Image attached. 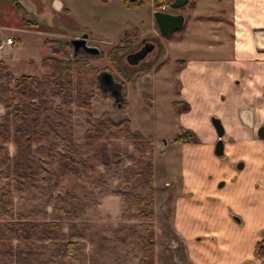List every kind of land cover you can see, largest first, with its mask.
Segmentation results:
<instances>
[{"label":"crops","instance_id":"obj_1","mask_svg":"<svg viewBox=\"0 0 264 264\" xmlns=\"http://www.w3.org/2000/svg\"><path fill=\"white\" fill-rule=\"evenodd\" d=\"M16 2L26 10L31 24H25ZM151 2L154 6L155 0ZM120 5L127 6L126 0ZM117 9L116 0H0V42L15 39L0 58L13 73L18 49L32 45L35 38L43 44L44 53L49 51L45 57L53 55L47 42L57 47L69 44L74 57L69 40L87 33L88 45L98 47L100 53L80 52L78 57L88 56L94 66L113 70V63L101 55H107L127 32L158 30L152 14L145 29L135 26L115 40L98 39L108 36L107 32H122ZM173 13L186 17L181 33L165 39L159 50L154 48L153 70L138 74L135 84L127 86L128 97L139 83L156 86L154 93L146 91L150 102L144 100L153 108L160 86L173 95L168 109L181 127L172 140L181 147L182 169L181 190L173 204L175 234L197 264H261L254 254L264 230V0H197L194 9ZM93 42L109 47L103 50ZM175 45L189 52L184 58H173L176 70L172 74L173 68L166 66ZM175 101L181 102V110L175 108ZM184 104L189 107L184 109ZM213 117L225 128L223 156L216 154L219 137ZM187 130L194 133L196 142L174 141ZM240 160L245 162L242 170L236 167Z\"/></svg>","mask_w":264,"mask_h":264},{"label":"trees","instance_id":"obj_2","mask_svg":"<svg viewBox=\"0 0 264 264\" xmlns=\"http://www.w3.org/2000/svg\"><path fill=\"white\" fill-rule=\"evenodd\" d=\"M142 1L126 0V4L131 7ZM172 1L155 0L154 9L171 11ZM17 5L25 24H31L27 20L26 10L20 3ZM196 5L197 0H189L181 9L191 10ZM133 34L138 36L139 30L127 32L125 38L113 46L107 55H101L108 58L124 75V79L117 77L122 83V110L129 105L127 83L134 85L138 74L154 68L152 64H145L132 73L125 69L123 55L129 56L138 45L137 39L132 37ZM172 34L165 37L170 39ZM48 44L53 55L41 61L42 65L50 70V73L43 77L15 76L6 61L0 58V107L5 110L0 114V180L4 181L0 188V218L7 220L0 222V264H40L38 259L22 256L11 237L19 241H48V250L52 257L48 264H62L60 258L68 259L71 264L79 262L86 256L89 246L101 251L107 248L109 239L105 235L97 238V231L93 234L87 232L88 224L81 222V227H78L76 223V220L87 216L86 201L74 192L55 195L61 178L66 174L72 172L83 177L97 169L96 163L91 162L89 157L79 154L81 147L92 149L95 160L106 168V174L100 177L101 180L108 182L113 176L121 178L116 189H105L100 191V194L122 195L125 217H136L143 222V235L126 226L109 229L119 242L118 246H125L118 250L124 254L123 260L119 259L118 251L113 250V264H130L131 255L137 259L138 264H155L153 140L144 137L138 130H133L132 121L128 116L116 120L110 112H104L100 117H95L92 113L93 97L100 88L98 75L103 69L92 65L88 56L73 57L69 44H61L59 47L53 42H47ZM85 67L94 73L87 80V84H84L81 78ZM56 99H59V102L56 103ZM54 103L57 104L56 107L53 106ZM180 103L174 102L177 110H181L178 106ZM184 105V109L189 107L188 104ZM73 107L86 110L87 128L82 144L74 141V127L70 122ZM51 111L55 114L54 118L51 114L46 115ZM121 136L131 139L133 150L115 143ZM45 137L53 138L51 149L43 145L41 149L50 151L57 144H61L68 151L54 160L56 169L54 167V170L48 171L49 175L42 176L34 167V145ZM102 139L104 141H101ZM174 141L196 142L197 139L192 131L187 130L175 136ZM10 144L16 147L14 155L10 153ZM49 155L53 158L52 154ZM127 160L132 163L126 165ZM31 188L39 189L47 195L49 201L60 204L59 207L55 206L59 212L56 219L38 221L37 219L49 215L45 208L34 207L28 213L15 212V193ZM15 216L16 220H13ZM64 224L68 227L66 233L63 230ZM122 231L138 239V243L133 245L127 236L120 237L119 233ZM97 240L99 243H96ZM255 254L258 257L264 255V240L258 242Z\"/></svg>","mask_w":264,"mask_h":264},{"label":"rangeland","instance_id":"obj_3","mask_svg":"<svg viewBox=\"0 0 264 264\" xmlns=\"http://www.w3.org/2000/svg\"><path fill=\"white\" fill-rule=\"evenodd\" d=\"M116 1L118 6V9L116 10V14L118 16V29H121L122 32H119L117 34L107 32L106 34L108 36L99 37L98 39L104 38L106 40H115V38H119L121 34L124 35L127 30L135 26H139L141 29H145L149 25V21L153 14V5L151 0H143L132 8H129L127 6H123L121 8V0ZM109 9L106 11L107 13H109ZM174 11H179V9H176ZM114 12L115 8L112 13L114 14ZM108 15L109 14H107V16ZM180 33L181 30L178 29L173 32L171 37L174 38ZM38 37L40 38V36ZM132 37L136 38L138 41V45L136 47L137 49L140 48L141 45L145 42L155 40L154 48L156 50H159V48L161 47L160 43H164L166 41L165 39H167V37L161 35L157 29L153 32L147 31L144 33H140L138 36L133 34ZM189 38L192 39V36H189ZM32 42H34L32 45L28 44L26 48H23L22 50L18 49L17 51V65L12 66V71L16 76L27 74L43 77L44 75L50 73V70L48 68L41 65V58L47 56L46 54H48L49 51L44 53L45 48L43 44H39L40 41L38 38H35ZM93 44L98 45L103 50L109 47L108 44H103L101 42H93ZM154 48L147 55L145 59L147 61H144L137 65L128 60V55H123V63L126 67L125 69L127 70V72L132 73L147 62H149L150 64L153 63L152 65H154ZM188 52L189 50H183V48L175 45L174 49L170 51V54H168L170 60L167 62L166 69H168L169 67L173 68V71L171 72L173 74L176 70L173 58H184L185 54H187ZM27 57H32L33 60L30 61ZM134 58L135 57H133V59ZM10 61L11 60L9 59V62ZM101 63L104 64L105 62ZM84 69L85 70H83L81 73V78L84 80V84H87V80L90 79L94 73L91 72L89 68L87 69L85 67ZM111 72L113 73L117 82H120L117 77H119L120 79H124V75L120 73L117 68L113 69ZM164 74H167V70L164 72ZM130 84L129 86L131 88L133 84ZM154 87L152 89L151 85L146 86V84H142L140 86L139 83V87L137 90L132 88L128 97L130 105L125 110H122V103L124 101L123 94H119V101H116V97L111 93L112 91L110 89L99 88L95 96L93 97L92 113L95 117H100L104 112H110L116 120L124 119L125 116H128L133 121V129L139 130L145 135H150L153 137V141L155 144V146L153 144V158L155 155V159L153 161L155 164L156 174V187L154 190V197H156V217L154 220L156 229V243L153 257L154 263L197 264L188 256L184 240L177 234H175L173 226V204L175 197L181 190L180 183L182 169L181 147L174 144L172 136L176 132H181V127L178 128V125L175 124L174 119L170 118V116L173 114L169 112L170 110L168 108L173 95L169 94L167 89H164L163 86H160L159 89L156 90V100H152L154 102L155 108L150 107L145 103L144 100H146L147 103L150 102L149 95L146 93V91L154 93ZM57 102H59V99H56V103ZM56 103L53 104L54 107H56ZM119 103H121V106H119ZM73 108L74 111L73 115L71 116L70 122L74 127V141L77 144H82L85 141V131L87 128L86 110L76 107ZM4 111V108L1 106L0 114H3ZM52 112L53 111L47 112L46 115L51 114L54 118L55 114ZM52 140L53 138L45 137L42 138L40 142L34 145V167H36L40 171L42 176L49 175L48 171L54 170V167L56 169L54 160L59 159L62 153L68 151L67 148L61 144H57V146L53 147V149L50 151L41 149V145H43V147H48L49 149H51L50 144ZM101 141H104V139H102ZM115 143L119 146L128 147L130 150L134 149L131 139L127 138L126 136H121ZM9 148L10 153L14 155L16 152L15 145L10 144ZM78 151L81 156L89 157L91 159V162L96 163L97 169L93 172H88L83 177H80L72 172L66 174L61 178V184L55 190V195H65L69 192H74L79 197L84 199L87 204L85 206V212L87 216L84 219L76 220L78 227H81V222H85L86 224H88V233L93 234L97 231L99 233V235H96L97 238L105 235L109 239V243L107 248L102 251L99 248L92 249L89 246L86 256L79 262L73 264H113L112 260L115 258V253H113V250L118 251L120 248L125 246H118L119 242L115 239V235L109 229H117L120 226H126L127 228H131L132 230L136 231L138 234L143 235V222L136 217H125L123 213L125 207L123 206L122 195L113 193L100 194V191L105 189H116L118 187V184L120 183L121 178L118 176H113L112 179L108 182L101 180L100 177L106 174V168L100 165L99 162L95 160L94 151L86 147H81ZM49 154H52L53 158H51ZM242 162L244 161H238L237 165ZM131 163L132 161L127 160L126 165H129ZM3 184L4 181L0 180V188L3 186ZM14 200L16 213H28V211L34 207L47 209L49 215L46 218L37 219L38 221L53 220L56 219V217H58L59 215V212L57 209H55V206L59 207L60 204L55 203L54 201H49L47 199V195H45L37 188H31L23 192L15 193ZM16 217L17 216H15L13 220H16ZM1 221L7 220L0 218V222ZM67 228V225L64 224L63 230L65 233L67 232ZM119 235L120 237L127 236L128 240L131 241L133 245H136L138 243V239H135L126 231H122L121 233H119ZM11 238H13L12 241L15 245H17L16 248H18V252H20L22 256L33 260L38 259L40 261V264H48V261L52 259L51 254L48 250V241H41L38 239H34L32 241H19L14 237ZM96 243H99V240H97ZM118 254L120 257L119 259L123 260L124 254L120 251H118ZM254 256L257 259L256 261H260V263L262 264V262L264 261V255L258 257L256 254H254ZM60 261L62 264H71V262L66 258H60ZM130 261V264H138L137 259L132 255L130 256Z\"/></svg>","mask_w":264,"mask_h":264},{"label":"water","instance_id":"obj_4","mask_svg":"<svg viewBox=\"0 0 264 264\" xmlns=\"http://www.w3.org/2000/svg\"><path fill=\"white\" fill-rule=\"evenodd\" d=\"M136 1V0H130ZM189 0H173L171 3L172 11L184 7ZM172 11H165L163 9H154L153 16L161 35L167 36L178 29H181L185 25L186 17L181 13H173ZM89 35L87 33L81 35L78 38L70 39L69 43L74 50V57H78L79 53L99 54L100 49L96 46L88 45ZM98 82L100 88H108L116 92V101H119L118 95L122 94V83L117 82L113 73L108 70H104L98 75ZM122 103V102H121ZM119 103V106H121ZM212 123L218 134V141L216 143V154L222 156L224 153V141L223 135L225 128L220 119L213 117ZM260 133V132H259ZM242 164L239 165L241 167ZM240 220L239 217H235Z\"/></svg>","mask_w":264,"mask_h":264},{"label":"flooded vegetation","instance_id":"obj_5","mask_svg":"<svg viewBox=\"0 0 264 264\" xmlns=\"http://www.w3.org/2000/svg\"><path fill=\"white\" fill-rule=\"evenodd\" d=\"M154 45H155V40L154 41L145 42L144 44L141 45L140 48L136 49L134 53H132L131 55H129L127 57L128 60L130 62H132L133 64H136V65L146 61L145 59H146L147 55L153 50ZM133 57H135V58L133 59ZM111 91H112L111 93L115 96L116 92H114L113 90H111ZM240 164H242L241 167H239ZM244 164H245L244 162L239 163L237 165V169L238 170H242L244 168V166H245ZM263 236H264V230L262 232V238H263ZM263 240H264V238L262 239V241Z\"/></svg>","mask_w":264,"mask_h":264},{"label":"built area","instance_id":"obj_6","mask_svg":"<svg viewBox=\"0 0 264 264\" xmlns=\"http://www.w3.org/2000/svg\"><path fill=\"white\" fill-rule=\"evenodd\" d=\"M14 40V37H8L6 40L0 42V57L5 56V54H7V46H12L15 42Z\"/></svg>","mask_w":264,"mask_h":264}]
</instances>
